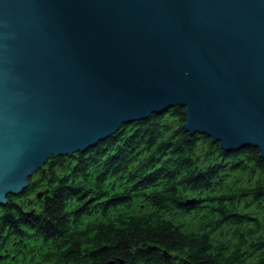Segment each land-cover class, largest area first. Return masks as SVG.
<instances>
[{"label": "water", "instance_id": "water-1", "mask_svg": "<svg viewBox=\"0 0 264 264\" xmlns=\"http://www.w3.org/2000/svg\"><path fill=\"white\" fill-rule=\"evenodd\" d=\"M174 106L264 160V0H0V206L50 156Z\"/></svg>", "mask_w": 264, "mask_h": 264}, {"label": "trees", "instance_id": "trees-1", "mask_svg": "<svg viewBox=\"0 0 264 264\" xmlns=\"http://www.w3.org/2000/svg\"><path fill=\"white\" fill-rule=\"evenodd\" d=\"M183 121L174 106L50 156L0 206V264H264V160Z\"/></svg>", "mask_w": 264, "mask_h": 264}]
</instances>
